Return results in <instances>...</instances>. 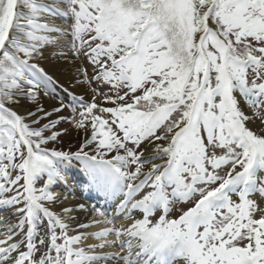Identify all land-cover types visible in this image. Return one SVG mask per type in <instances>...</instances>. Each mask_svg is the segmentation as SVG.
Returning <instances> with one entry per match:
<instances>
[{"label": "rangeland", "instance_id": "rangeland-1", "mask_svg": "<svg viewBox=\"0 0 264 264\" xmlns=\"http://www.w3.org/2000/svg\"><path fill=\"white\" fill-rule=\"evenodd\" d=\"M104 1L110 0H17L12 25L20 30L11 28L0 56L1 101L25 109L17 127L0 110V205L6 208L0 213H14L6 225L36 202L51 203L46 189L54 155L91 170L122 159V186L142 177L131 199L153 206L143 231L180 249L168 264H264V0ZM126 3L146 8L164 26L166 46L141 11L125 13ZM41 12L68 27L75 70L89 91L84 106L74 102L68 83L38 64L49 46L43 32H58ZM169 45L181 59L196 55L189 74L185 63L164 60ZM230 82L243 97L249 125L241 122ZM17 129L30 149L26 160ZM149 144L162 154L157 166L141 155ZM241 185L247 189L238 193ZM100 213L95 208V221ZM19 229L12 241L26 228ZM56 235L61 264H88L92 251L76 234L59 229Z\"/></svg>", "mask_w": 264, "mask_h": 264}, {"label": "bare ground", "instance_id": "bare-ground-1", "mask_svg": "<svg viewBox=\"0 0 264 264\" xmlns=\"http://www.w3.org/2000/svg\"><path fill=\"white\" fill-rule=\"evenodd\" d=\"M16 4L17 0H7L5 4L6 9L0 23V49L5 45L11 30ZM63 16L68 22L69 16ZM40 17L58 32H43L49 46L41 49L43 56L38 57V64L44 66L58 82L68 83L71 92H75L74 102L87 101L89 91L79 82L80 74L75 70L78 68V62L71 53L73 48L66 34L68 27L61 19L45 12H41ZM207 28L212 29V25L207 24ZM235 89L236 87L231 85L230 95L235 107L240 111L241 122L249 125L250 115L242 103V96ZM68 101L70 100L65 98V102ZM7 108L8 110H2L23 120L25 109ZM172 140L173 136H168V142ZM26 149L30 153L28 146ZM141 155L152 160L155 166L162 161V154L154 144H149ZM54 159V179L46 189L50 194L51 203H34V209H29L23 219L18 216L13 224L8 226L11 234L18 227L21 228L19 233L26 229L24 234L14 241L11 239L18 233L5 238L0 236V264H61L58 257L60 248L56 240L59 229L66 237L70 236L72 231L77 240L87 250L92 251L90 255H85L88 264H147L148 259L152 264H168L170 256L179 252L180 249L168 244L165 236L151 237L143 231L142 227L148 221L150 208L153 206L152 203H134L131 199L142 177L136 176L126 188L122 186L118 175L124 167V160L119 159L117 163L109 164L108 169L98 165L91 170L71 158L54 155ZM246 189V185H241L238 193ZM27 193L31 199L32 190ZM161 202L164 205L165 199H161ZM95 208H100L101 211L97 221L93 217ZM5 209V206L0 205V212ZM12 214L14 213H0L1 230L6 222L14 217ZM38 217L42 222L38 221ZM37 225L40 226L39 231L35 228ZM135 246H139L137 252L134 251ZM133 251L136 253L133 254Z\"/></svg>", "mask_w": 264, "mask_h": 264}, {"label": "trees", "instance_id": "trees-1", "mask_svg": "<svg viewBox=\"0 0 264 264\" xmlns=\"http://www.w3.org/2000/svg\"><path fill=\"white\" fill-rule=\"evenodd\" d=\"M113 1L114 0L104 1V3H106L108 5H112ZM236 1L239 2L240 0H236ZM146 2H148L150 4L156 3V1H154V0H146ZM4 4H5V0H2V1L0 0V19L3 16V12L5 10ZM135 9L141 11L143 13V16L144 17H146V16L148 17V19H149L148 20L149 26L151 28H153L154 31L157 32V34H159V38H158L159 42L161 44H164L166 46L167 34L163 31V30H165L164 26L161 23H159L158 21H156L151 16V14L149 12H147V9L146 8L144 9V8L137 7V5H135V4H134L133 7H127V3H126V10H127V12L125 10H123V11H125V13H127L128 15L129 14H135V13L141 14L139 11L135 12ZM12 27L14 29H16L15 30L16 32H17V30H20L19 27H17V23H15ZM12 37H13V34H11V38ZM170 46L171 45H169V48H165L164 47L165 48V51L162 53L163 55L164 54L166 55V58H164V60L166 62H168L169 65H175V64H177L178 66H180L182 63L183 64L185 63V65L182 68V71H186L189 74L192 71L193 62L196 61V59H195L196 55L194 56V54H193V56L190 59H186V58L181 59V57L176 54L175 49H173V47H170ZM179 69H180V67H179ZM186 78H187V76H186ZM17 81H19V80H17ZM0 103L2 105H4V106L6 104L5 102L1 101V98H0Z\"/></svg>", "mask_w": 264, "mask_h": 264}, {"label": "water", "instance_id": "water-1", "mask_svg": "<svg viewBox=\"0 0 264 264\" xmlns=\"http://www.w3.org/2000/svg\"><path fill=\"white\" fill-rule=\"evenodd\" d=\"M2 53V48L0 49V54ZM29 76H30V74H29ZM32 77V76H31ZM33 80H34V78H33ZM0 107H2V106H0ZM3 109H5V110H8V108H4V107H2Z\"/></svg>", "mask_w": 264, "mask_h": 264}]
</instances>
